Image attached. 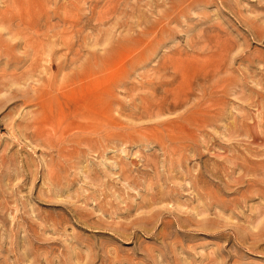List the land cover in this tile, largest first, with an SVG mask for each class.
Masks as SVG:
<instances>
[{
	"label": "rangeland",
	"instance_id": "374dc122",
	"mask_svg": "<svg viewBox=\"0 0 264 264\" xmlns=\"http://www.w3.org/2000/svg\"><path fill=\"white\" fill-rule=\"evenodd\" d=\"M0 264H264V0H0Z\"/></svg>",
	"mask_w": 264,
	"mask_h": 264
},
{
	"label": "bare ground",
	"instance_id": "6f19581e",
	"mask_svg": "<svg viewBox=\"0 0 264 264\" xmlns=\"http://www.w3.org/2000/svg\"><path fill=\"white\" fill-rule=\"evenodd\" d=\"M53 67L56 69V78L50 81L47 80V83L41 84L39 88L34 89L35 95L33 100L36 102V109L32 112L30 125L35 135L47 141L51 147H58L59 149L57 150L62 152V145L65 144L67 138L68 141H73L80 135H88L89 133L93 134L99 131L100 128L97 129L96 126L79 123L75 119L68 123L65 122L64 114L61 110V98L65 93L62 91L63 83H56L61 70L60 63L57 61Z\"/></svg>",
	"mask_w": 264,
	"mask_h": 264
}]
</instances>
